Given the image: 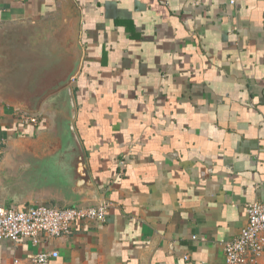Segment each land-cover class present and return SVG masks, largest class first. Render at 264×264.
<instances>
[{
    "label": "crops",
    "instance_id": "1",
    "mask_svg": "<svg viewBox=\"0 0 264 264\" xmlns=\"http://www.w3.org/2000/svg\"><path fill=\"white\" fill-rule=\"evenodd\" d=\"M79 51L76 128L110 210L69 236L3 240L0 264H225L264 201V0H0V206H69L17 175L63 90L20 108Z\"/></svg>",
    "mask_w": 264,
    "mask_h": 264
},
{
    "label": "water",
    "instance_id": "2",
    "mask_svg": "<svg viewBox=\"0 0 264 264\" xmlns=\"http://www.w3.org/2000/svg\"><path fill=\"white\" fill-rule=\"evenodd\" d=\"M81 58L79 51L73 67L63 78L37 93L32 107L20 108L35 113L41 101L63 90L47 102L49 114L54 116V130L22 146L17 175L24 188L63 200L69 204L66 208L89 207L101 201L100 189L76 128L77 109L71 84L80 70Z\"/></svg>",
    "mask_w": 264,
    "mask_h": 264
},
{
    "label": "built area",
    "instance_id": "3",
    "mask_svg": "<svg viewBox=\"0 0 264 264\" xmlns=\"http://www.w3.org/2000/svg\"><path fill=\"white\" fill-rule=\"evenodd\" d=\"M236 0H230L235 5ZM22 122L37 125L39 118L22 114ZM3 148L0 144V161ZM110 203H100L81 208H58L47 205L30 206L25 210L0 206V242L8 240L17 242L20 239H32L37 243L41 235L49 238H60L72 235L74 225L83 223H103L110 210ZM248 221L239 235L233 240L223 243L225 264H254L264 256V201H256L247 205ZM59 253L43 252L31 256L33 264H50Z\"/></svg>",
    "mask_w": 264,
    "mask_h": 264
}]
</instances>
